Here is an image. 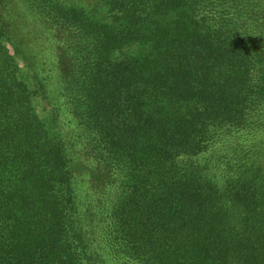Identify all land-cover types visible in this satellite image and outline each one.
Returning a JSON list of instances; mask_svg holds the SVG:
<instances>
[{"label":"trees","instance_id":"1","mask_svg":"<svg viewBox=\"0 0 264 264\" xmlns=\"http://www.w3.org/2000/svg\"><path fill=\"white\" fill-rule=\"evenodd\" d=\"M263 131L264 0H0V264H264Z\"/></svg>","mask_w":264,"mask_h":264},{"label":"rangeland","instance_id":"2","mask_svg":"<svg viewBox=\"0 0 264 264\" xmlns=\"http://www.w3.org/2000/svg\"><path fill=\"white\" fill-rule=\"evenodd\" d=\"M86 1V0H85ZM89 1V0H88ZM24 19H28V22H27V25L26 27L32 29V28H35L36 25L35 24H38V18L32 13V16H29L26 18L24 17ZM31 19V21H30ZM28 41H31V38L28 40ZM49 41V40H48ZM46 43H42L40 45V47L38 48V50L42 51L44 56H47L49 58V60L51 61V64H49L47 67H50V68H54L55 67V64H56V58H57V45L53 42H51L52 44L48 43L47 41H44ZM40 54V53H39ZM39 102L37 103V108L40 109L41 112H43L45 114V112L47 111V109H50L51 108V105L50 104H47L46 102H44V100H38ZM47 108V109H46ZM62 127V130L64 129L63 126ZM258 136L260 137V143H258V147H259V151H261L262 153H264V131L263 132H260L258 134ZM71 139H75L74 137H70ZM244 149H246V146L248 145L247 142L243 143L242 144ZM83 152H84V149L83 148H80L79 151H78V157L79 158H83L84 160H86V158H88V156H84L83 155ZM77 157V158H78ZM89 159V158H88Z\"/></svg>","mask_w":264,"mask_h":264}]
</instances>
